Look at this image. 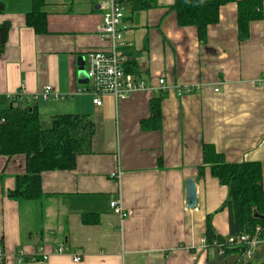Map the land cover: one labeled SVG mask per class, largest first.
Masks as SVG:
<instances>
[{"label":"crops","instance_id":"obj_1","mask_svg":"<svg viewBox=\"0 0 264 264\" xmlns=\"http://www.w3.org/2000/svg\"><path fill=\"white\" fill-rule=\"evenodd\" d=\"M174 1L155 0L140 12L127 5L122 28L132 45L128 63L135 62V73L151 89L117 101L102 95L97 107L89 81L79 83L77 72L81 60L86 73L88 52L107 47L97 31L99 0H45L42 34L26 25L31 0H0V25L9 23L0 95L31 97L50 86L63 99L30 104L42 129L67 114L88 115L94 124L91 153L78 155L73 170L42 173L37 201L6 196L25 174L26 158L0 155L4 264H17L19 251L39 259L50 255L19 264H264V243L250 257L204 246L207 216L218 236L228 237L229 226L227 189L202 159L207 145L228 164L258 163L264 190V86L257 84L264 75V0L247 40H238L237 5L230 2L220 7L204 44L194 27L178 26L169 10ZM159 79L167 87L161 98ZM184 87L194 90L179 94ZM154 100L157 130L151 129ZM187 180L196 188L193 209L185 205ZM116 198L128 213L124 220L109 207ZM58 246L80 254L81 262L53 254Z\"/></svg>","mask_w":264,"mask_h":264},{"label":"trees","instance_id":"obj_2","mask_svg":"<svg viewBox=\"0 0 264 264\" xmlns=\"http://www.w3.org/2000/svg\"><path fill=\"white\" fill-rule=\"evenodd\" d=\"M126 1L131 12L145 11L156 4L155 0ZM32 9L26 15V25L36 34L45 32V15L42 12L45 0H31ZM235 2L237 5L238 40L245 41L249 36V24L262 18L263 0H175L169 10L176 15L179 27H194L198 42L204 44L207 29L218 22V11L223 5ZM3 6L0 3V13ZM9 23L0 25V55L3 53ZM136 64L128 63L126 71L134 76ZM161 93L158 98L163 97ZM17 103L16 98L0 95V155L11 158L24 155L25 174L15 178L14 188L6 196L14 201H37L42 197L40 176L44 172L73 170L78 155L92 151L94 135L93 120L88 115H61L52 118L49 128L42 129L34 106ZM151 129L159 124V105L151 102ZM149 129L147 125H142ZM204 166L221 186L227 189L223 208L228 211V237L215 234L211 218L207 216L204 242L207 249L217 246L222 254L238 252L245 256L247 248L241 244H229L227 239L244 234L254 236L257 227L258 239L264 240V190L261 167L258 163L228 164L213 147L203 145ZM254 214L262 217L255 218ZM87 217H84V220Z\"/></svg>","mask_w":264,"mask_h":264},{"label":"built area","instance_id":"obj_3","mask_svg":"<svg viewBox=\"0 0 264 264\" xmlns=\"http://www.w3.org/2000/svg\"><path fill=\"white\" fill-rule=\"evenodd\" d=\"M127 9L126 1L122 0H99V10L101 11V25L98 27V33L103 42L107 44L106 49L90 51L86 55V75L90 83L88 93L93 97L92 104L100 107L101 96L110 95L115 101L126 98L128 95L151 89L138 77L126 71L129 62L128 51L132 45L124 40V30L122 28L123 19ZM158 88L155 90L157 93H165L167 87L164 79L158 80ZM259 86H264V75L257 81ZM193 87L179 88L178 93L190 94L193 92ZM218 92V90H215ZM7 97L16 98L15 105H30L36 100L47 101L49 99L59 100L63 99L58 96L50 86H44L39 92L31 97L25 96L22 92L17 94L8 95ZM109 207L111 211L124 220L128 217V213L124 210L121 200L116 198L110 201ZM260 228L257 227L255 235L250 236L244 234L240 237L227 239L229 244H241L247 248L245 257H250L252 248L259 244L264 243V240L258 239L257 233ZM204 246L205 242L203 241ZM215 249L219 250L217 246ZM56 255H70L75 263L82 260L80 254H70L69 250L64 246H58L53 250ZM50 257L49 254H41L40 259L35 256L25 257L22 251L16 252L14 262L19 264L23 262H36L46 261ZM0 264H4V256L0 246Z\"/></svg>","mask_w":264,"mask_h":264},{"label":"water","instance_id":"obj_4","mask_svg":"<svg viewBox=\"0 0 264 264\" xmlns=\"http://www.w3.org/2000/svg\"><path fill=\"white\" fill-rule=\"evenodd\" d=\"M78 82L79 83H87L88 78L85 73V70L83 68V61L78 62V72H77ZM185 205L188 209H193L196 206V188L193 180H187L186 182V200ZM255 218L262 217L258 216L257 214H254Z\"/></svg>","mask_w":264,"mask_h":264}]
</instances>
